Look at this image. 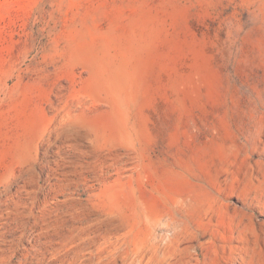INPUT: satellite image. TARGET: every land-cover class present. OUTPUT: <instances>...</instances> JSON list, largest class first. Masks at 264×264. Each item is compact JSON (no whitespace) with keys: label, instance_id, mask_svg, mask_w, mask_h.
Masks as SVG:
<instances>
[{"label":"rangeland","instance_id":"rangeland-1","mask_svg":"<svg viewBox=\"0 0 264 264\" xmlns=\"http://www.w3.org/2000/svg\"><path fill=\"white\" fill-rule=\"evenodd\" d=\"M0 264H264V0H0Z\"/></svg>","mask_w":264,"mask_h":264}]
</instances>
